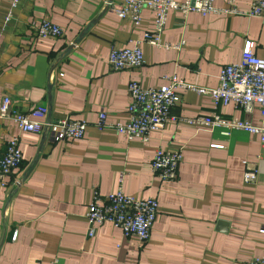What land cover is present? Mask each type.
Here are the masks:
<instances>
[{"label":"crops","instance_id":"obj_1","mask_svg":"<svg viewBox=\"0 0 264 264\" xmlns=\"http://www.w3.org/2000/svg\"><path fill=\"white\" fill-rule=\"evenodd\" d=\"M0 0V102L21 112L47 109L46 121H84L77 141L52 142L47 135L19 133L0 119V157L11 135L19 138L22 161L0 188V264H248L261 253L264 227V148L255 135L169 123L149 140L129 141L114 130L100 132L101 112L110 123L123 122L130 103L127 85L144 88L175 77L186 85L214 89L222 67L239 60L243 46L264 57V18L240 13L201 16L169 12L162 42L144 43L153 13L143 10L134 28L111 6L121 0ZM257 0H235L246 12ZM111 4V5H110ZM225 10L228 0H216ZM10 13L9 21L5 23ZM48 20L62 36L38 40L36 25ZM140 43L143 64L112 71L114 48ZM174 118L208 116L259 124V113L232 104L213 108L207 98L178 90ZM221 145L222 148H212ZM158 147L179 150L182 162L174 181L151 170ZM243 161L255 164L257 182H243ZM120 184L125 194L153 198L158 214L149 238L139 243L110 224L95 225L88 237L87 204Z\"/></svg>","mask_w":264,"mask_h":264},{"label":"built area","instance_id":"obj_2","mask_svg":"<svg viewBox=\"0 0 264 264\" xmlns=\"http://www.w3.org/2000/svg\"><path fill=\"white\" fill-rule=\"evenodd\" d=\"M19 0H13L11 8H15ZM216 0H121L119 7L111 6L114 15L120 20H127L136 28L141 24V13L149 10L153 13L152 30L143 34V41L156 48H175L162 42L167 15L169 12H178L183 16L189 13H198L206 16L211 13H242L251 17L264 18V0L252 3L246 12L235 8V0H228V7L219 10L215 7ZM111 5V4H110ZM10 13L5 18L9 21ZM62 30L56 24L43 20L35 27V37L38 40L54 39L62 36ZM107 63L112 71L137 69L143 64V52L140 43L131 48H114L110 51ZM167 83L158 87L144 88L136 82L127 85L130 103L127 107V117L123 122L110 123L107 115L101 112L98 115L95 127L103 132L114 130L118 135L125 136L129 141L139 140L148 142L149 136L164 129L169 123H183L196 128L209 130L219 129L221 135L228 137L232 131H244L255 135L264 148V57L259 58L252 52L250 42L243 46L237 62L221 68L218 76V86L214 89L186 85L175 77L166 79ZM178 90H189L200 97L207 98L213 108L226 107L232 104L244 113L257 110L259 124L253 125L249 121L240 119H225L215 113L208 116L192 118H174L170 115L172 107L180 102ZM47 109L39 106L29 111L21 112L12 107L11 100L4 97L0 102V119L7 121L19 133L44 134L52 142L77 141L83 138L86 131L84 121L69 118L54 122L46 121ZM212 148H222L221 145H211ZM22 161L19 149V138L11 135L5 143V152L0 157V188L7 187V179L18 169ZM182 154L179 150L168 151L158 147L151 161L152 173L161 181H174ZM243 182L254 184L257 182V172L254 163L243 161ZM158 214V204L153 198L139 199L125 194L120 184L117 189L100 197L93 193L87 204L85 219L88 228V237L95 234V225L110 224L121 230L124 237H133L139 243L148 240L152 226ZM261 253L248 264H264V227ZM57 258L48 264H57Z\"/></svg>","mask_w":264,"mask_h":264}]
</instances>
